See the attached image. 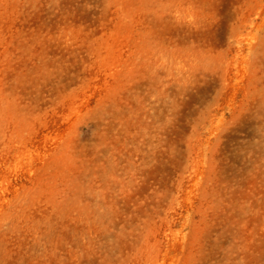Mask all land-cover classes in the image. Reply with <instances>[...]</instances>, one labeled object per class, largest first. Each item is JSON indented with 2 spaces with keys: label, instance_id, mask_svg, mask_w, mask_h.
Wrapping results in <instances>:
<instances>
[{
  "label": "rangeland",
  "instance_id": "374dc122",
  "mask_svg": "<svg viewBox=\"0 0 264 264\" xmlns=\"http://www.w3.org/2000/svg\"><path fill=\"white\" fill-rule=\"evenodd\" d=\"M0 264H264V0H0Z\"/></svg>",
  "mask_w": 264,
  "mask_h": 264
}]
</instances>
